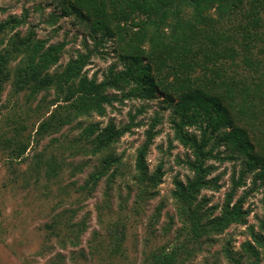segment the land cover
Here are the masks:
<instances>
[{
  "label": "trees",
  "instance_id": "obj_1",
  "mask_svg": "<svg viewBox=\"0 0 264 264\" xmlns=\"http://www.w3.org/2000/svg\"><path fill=\"white\" fill-rule=\"evenodd\" d=\"M53 1L60 17L76 18L87 33L85 52L62 69L64 41L39 39L32 26L22 32L25 12L0 20V167L9 173L6 188H42L45 201L62 194L69 200L64 189L53 196L51 187L67 171L81 174L87 163L72 160L88 157L97 165L77 193L89 195L103 178L118 175L122 161L114 146L137 124L134 117L121 127L81 120L103 118L115 103L159 100L170 112L173 138L190 154L185 164L191 177L174 180L171 191L181 224L175 242L150 252L144 264L182 263L231 226L247 225L246 200L264 187V0ZM107 44L116 62L101 81L89 79L84 69ZM72 125L77 136L52 138ZM153 126L130 175L136 204L153 199L164 177L161 165L150 172L146 162L157 135ZM226 162L233 170L230 188L221 205L209 206L201 194L221 189L214 164ZM249 177L251 187L238 196ZM53 209L42 228L46 244L76 248L85 222H74L77 210L62 204ZM247 231L239 251L222 248L229 264H264V223ZM125 235L120 222L106 227L109 258L123 256Z\"/></svg>",
  "mask_w": 264,
  "mask_h": 264
},
{
  "label": "rangeland",
  "instance_id": "obj_2",
  "mask_svg": "<svg viewBox=\"0 0 264 264\" xmlns=\"http://www.w3.org/2000/svg\"><path fill=\"white\" fill-rule=\"evenodd\" d=\"M0 10V20L10 16L19 18L25 12L28 17L22 32L32 26L35 27L39 39L47 40L50 44L64 41L66 47L58 65L59 69L77 54L85 52V28L72 16L60 17V9L53 0H0ZM56 17L59 18L52 23ZM88 46L92 48L89 40ZM99 50L103 55L97 54L93 57L84 73L89 79L96 77L101 81L105 70L116 62V57L110 44ZM51 98L50 92L47 99ZM130 117H134L137 127L132 128L114 146V153L122 161L118 175L113 179L103 178L89 195L85 193L79 196L77 190L97 165L95 158L73 159L75 164L87 163L83 172L71 177L67 171L58 181V185L51 187L53 196L60 188L70 194L69 200L66 195L59 193L61 197H51L45 201L43 198L48 193L42 188H38V191L6 188L9 173L6 168L0 167V264H144L150 252L175 242L181 224L177 218L171 191L174 180L185 182L191 177V173L185 164L186 160L190 159L189 152L173 138L169 122L170 112L163 109L159 100L124 101L108 107L103 118L93 116L89 120L81 121L85 124L101 122L103 125L112 121L121 127L129 123ZM152 125L157 135L148 151L146 162L150 172L161 165L164 177L153 199L136 204L137 192L132 186L130 175L133 174L136 151L144 142L145 133ZM77 135L78 131L74 130L72 125L52 138L65 140ZM50 139L44 140L41 145L48 144ZM33 152V149L29 150V157ZM214 165V176L220 175L221 189L218 192H202L201 195L209 200V206L222 204L224 195L230 188V175L233 171L231 163ZM250 187L251 177L246 181V187L239 190L238 196ZM59 204H62L64 210L78 211L75 223L85 222V232L76 248L70 246L62 249L56 241L47 244L45 242L43 225L49 222L53 207ZM244 209L249 212L247 225L231 226L224 234L206 241L201 252L179 264H229L222 248L239 251L241 244L249 240L247 227L258 229L259 224L264 223V187L249 195ZM117 222L126 226V239L122 246L124 253L121 257L109 258L110 242L106 238V227ZM46 246H49V249H46Z\"/></svg>",
  "mask_w": 264,
  "mask_h": 264
}]
</instances>
